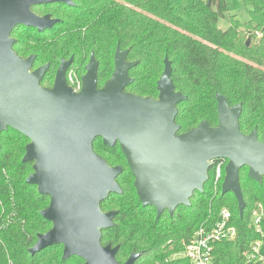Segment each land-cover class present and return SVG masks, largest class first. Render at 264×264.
<instances>
[{
	"label": "trees",
	"instance_id": "1",
	"mask_svg": "<svg viewBox=\"0 0 264 264\" xmlns=\"http://www.w3.org/2000/svg\"><path fill=\"white\" fill-rule=\"evenodd\" d=\"M72 2L73 6L59 3L32 9L40 16L50 14L58 20L52 29L40 33L16 26L12 32L16 54L25 59L35 56L33 70L50 64L41 87H53L63 59H73L69 70L77 68L84 74L93 53L99 63L97 88L102 89L114 73V55L120 47L122 52L128 51L129 62H137L129 70L133 81L126 91L156 100L157 83L167 58L176 91L187 98L177 106L179 134L205 121L217 128L216 96L223 95L231 107L242 104L240 132L250 135L256 129L264 143V0ZM241 3L251 7L248 22L239 21L234 14ZM226 13L234 15L229 19L230 27L223 30L219 18ZM29 143L16 130L0 135V264H83L84 260L75 256L63 260L64 248L60 245L30 253L38 236L46 234L52 223L41 216L50 205V197L40 195L37 186L26 183L34 172L32 162H23ZM93 151L110 167L123 169L116 180L122 194H112L101 204L103 212L116 211L114 225L103 231L101 243L120 247L118 263L125 264L136 253L141 256L135 264H190L173 256L184 251L185 243L200 227L214 225L227 208L238 237L217 246L216 264H249L244 253L258 238L251 217L257 204L264 207V181L260 184L250 179L248 167L239 174L246 202L243 216L236 197L232 193L222 195L225 161L219 183L213 165L204 191L193 194L190 207H179L173 217L165 213L157 218L153 207H142L133 173L119 145L108 148L98 139Z\"/></svg>",
	"mask_w": 264,
	"mask_h": 264
},
{
	"label": "water",
	"instance_id": "2",
	"mask_svg": "<svg viewBox=\"0 0 264 264\" xmlns=\"http://www.w3.org/2000/svg\"><path fill=\"white\" fill-rule=\"evenodd\" d=\"M59 2L73 6L72 0H0V135L12 129L30 140L23 162H32L34 172L26 183L51 201L41 216L52 227L38 236L30 253L60 245L63 260L75 256L83 264H120V247L101 243L116 211L103 212L101 204L122 194L116 180L123 169L110 167L93 151L98 139L108 148L119 144L140 203L155 207L158 218L165 210L173 216L178 206L190 207L193 194L204 191L211 161L222 159L227 161L222 195L232 193L243 216L240 170L248 167V177L263 183L264 143L256 129L250 135L240 132L242 104L231 107L217 95L218 127L205 121L179 135L177 106L187 98L176 91L170 61L165 59L157 99L139 97L126 91L133 81L129 70L137 62H129L128 51L120 47L114 73L102 89L97 88L99 63L93 53L80 91L67 82L73 59L61 61L52 88L41 87L50 64L32 71L35 56H18L11 35L16 26L51 29L58 20L39 16L32 7ZM140 256L132 253L125 264H135Z\"/></svg>",
	"mask_w": 264,
	"mask_h": 264
},
{
	"label": "built area",
	"instance_id": "3",
	"mask_svg": "<svg viewBox=\"0 0 264 264\" xmlns=\"http://www.w3.org/2000/svg\"><path fill=\"white\" fill-rule=\"evenodd\" d=\"M67 82L75 92L80 91L82 81L73 80L69 74ZM219 161V162H217ZM224 159L211 161V165H216L215 180L216 184L222 180L223 168L225 166ZM264 221V207L257 204L253 209L251 217V226L258 233V238L252 242L250 248L244 253L245 259L249 264H264V229L262 223ZM238 237V230L232 224V214L224 208L219 220L212 226L200 227L192 238L185 243L184 251L173 256V259L184 258L190 264H216L215 251L220 243L233 242Z\"/></svg>",
	"mask_w": 264,
	"mask_h": 264
},
{
	"label": "rangeland",
	"instance_id": "4",
	"mask_svg": "<svg viewBox=\"0 0 264 264\" xmlns=\"http://www.w3.org/2000/svg\"><path fill=\"white\" fill-rule=\"evenodd\" d=\"M249 10H251V7L247 8L245 5H243L241 3L239 10L236 13H234V14L236 15V18L239 21L248 22V21H250L249 20V18H250L249 17ZM234 14L226 13L224 15V17H220L219 18V27L221 29H223V30H227L230 27V21H229V19ZM69 74L73 77V80H75V81H77V80L82 81V76L85 75V73L83 74L77 68H72L71 70L68 71L67 79H68ZM224 171H225V169H224Z\"/></svg>",
	"mask_w": 264,
	"mask_h": 264
},
{
	"label": "flooded vegetation",
	"instance_id": "5",
	"mask_svg": "<svg viewBox=\"0 0 264 264\" xmlns=\"http://www.w3.org/2000/svg\"><path fill=\"white\" fill-rule=\"evenodd\" d=\"M59 3H61V2H59ZM59 3H55V4H59ZM61 4H64V3H61ZM44 5H48V4H44ZM64 5H66V4H64ZM35 7H41V6H33L32 9L35 8ZM37 15H38V14H37ZM46 15H50V14H46ZM46 15H43V16H46ZM39 16H40V15H39ZM43 16H41V17H43ZM51 17H52V16H51ZM52 19H53V18H52ZM53 26H54V25H53ZM16 28H17V27H16ZM16 28H15V29H16ZM26 28H27V27H26ZM52 28H53V27H52ZM52 28H51V29H52ZM15 29H14V30H15ZM34 29H35V28H34ZM37 30H38V29H37ZM47 30H49V29H47ZM44 31H45V30H44ZM40 33H43V32H40ZM32 71H33V68H32ZM68 71H69V70H68ZM67 73H68V72H67ZM82 77H83V76H82ZM68 85H69V84H68ZM177 134H179V132H178ZM179 135H181V134H179ZM118 145H119V144H118ZM119 147H120V146H119ZM120 150H121V149H120ZM125 159H126V158H125ZM133 177H134V175H133ZM134 180H135V179H134ZM134 184H135V183H134ZM134 187H135V186H134ZM141 205H142V204H141ZM142 207H143V206H142ZM179 207H181V206H178V207L176 208V210H177ZM183 207H185V206H183ZM153 208L156 210L155 207H153ZM176 210L174 211V215L176 214V213H175ZM165 213L169 214L168 210L163 211L161 214L164 215ZM156 214H157V210H156ZM162 215H161V216H162ZM169 215H170V214H169ZM174 215H173V216H174ZM157 216H158V214H157ZM161 216H160V217H161ZM170 216H171V215H170ZM173 216H171V217H173ZM157 218H158V217H157Z\"/></svg>",
	"mask_w": 264,
	"mask_h": 264
},
{
	"label": "bare ground",
	"instance_id": "6",
	"mask_svg": "<svg viewBox=\"0 0 264 264\" xmlns=\"http://www.w3.org/2000/svg\"><path fill=\"white\" fill-rule=\"evenodd\" d=\"M224 180V179H223Z\"/></svg>",
	"mask_w": 264,
	"mask_h": 264
}]
</instances>
